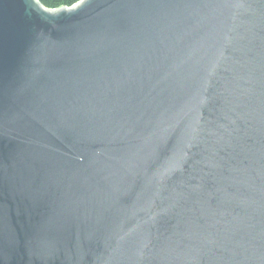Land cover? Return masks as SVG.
Returning a JSON list of instances; mask_svg holds the SVG:
<instances>
[{
    "label": "water",
    "instance_id": "1",
    "mask_svg": "<svg viewBox=\"0 0 264 264\" xmlns=\"http://www.w3.org/2000/svg\"><path fill=\"white\" fill-rule=\"evenodd\" d=\"M0 264H264V0H0Z\"/></svg>",
    "mask_w": 264,
    "mask_h": 264
},
{
    "label": "trees",
    "instance_id": "2",
    "mask_svg": "<svg viewBox=\"0 0 264 264\" xmlns=\"http://www.w3.org/2000/svg\"><path fill=\"white\" fill-rule=\"evenodd\" d=\"M45 8L49 10H59L62 8H71L83 0H38Z\"/></svg>",
    "mask_w": 264,
    "mask_h": 264
}]
</instances>
